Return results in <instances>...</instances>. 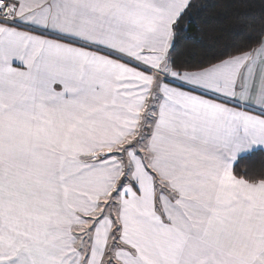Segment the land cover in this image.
<instances>
[{"label":"snow or ice","instance_id":"6c2138e0","mask_svg":"<svg viewBox=\"0 0 264 264\" xmlns=\"http://www.w3.org/2000/svg\"><path fill=\"white\" fill-rule=\"evenodd\" d=\"M0 264H264V0H0Z\"/></svg>","mask_w":264,"mask_h":264}]
</instances>
